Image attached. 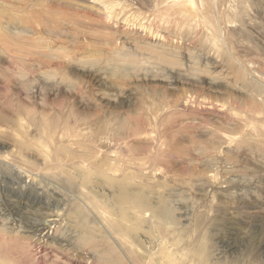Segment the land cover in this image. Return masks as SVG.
<instances>
[{
    "label": "rangeland",
    "instance_id": "374dc122",
    "mask_svg": "<svg viewBox=\"0 0 264 264\" xmlns=\"http://www.w3.org/2000/svg\"><path fill=\"white\" fill-rule=\"evenodd\" d=\"M0 264H264V0H0Z\"/></svg>",
    "mask_w": 264,
    "mask_h": 264
}]
</instances>
